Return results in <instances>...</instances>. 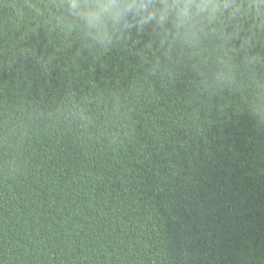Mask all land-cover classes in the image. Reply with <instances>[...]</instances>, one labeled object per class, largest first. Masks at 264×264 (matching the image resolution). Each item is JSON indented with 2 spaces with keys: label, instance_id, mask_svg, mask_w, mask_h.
<instances>
[{
  "label": "trees",
  "instance_id": "16d2710c",
  "mask_svg": "<svg viewBox=\"0 0 264 264\" xmlns=\"http://www.w3.org/2000/svg\"><path fill=\"white\" fill-rule=\"evenodd\" d=\"M8 27L0 264H264V127L238 94L161 83L135 49L56 51L28 10Z\"/></svg>",
  "mask_w": 264,
  "mask_h": 264
},
{
  "label": "clouds",
  "instance_id": "9594fccd",
  "mask_svg": "<svg viewBox=\"0 0 264 264\" xmlns=\"http://www.w3.org/2000/svg\"><path fill=\"white\" fill-rule=\"evenodd\" d=\"M0 8L8 12L0 48L13 61L19 40L8 25L28 10L40 17L48 43L57 41L56 51L73 46L76 55L95 58L135 49L150 77L164 83L190 76L209 98L238 94L264 127V0H0ZM25 51L43 73L54 67L56 52Z\"/></svg>",
  "mask_w": 264,
  "mask_h": 264
}]
</instances>
